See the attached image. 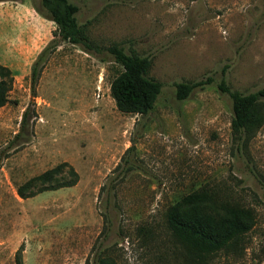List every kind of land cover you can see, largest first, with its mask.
<instances>
[{"label": "rangeland", "instance_id": "1", "mask_svg": "<svg viewBox=\"0 0 264 264\" xmlns=\"http://www.w3.org/2000/svg\"><path fill=\"white\" fill-rule=\"evenodd\" d=\"M70 1L99 51L62 42L35 83L31 65L55 24L35 11L39 0L0 1V63L14 75L0 108V264H90L96 250L115 264H172L166 209L203 188L257 214L243 250L209 264H264V125L240 146L220 88H264V0ZM114 43L149 56L163 83L145 115L120 112L110 95L122 70L106 51ZM199 80L176 98L177 83ZM62 162L74 186L17 194Z\"/></svg>", "mask_w": 264, "mask_h": 264}, {"label": "trees", "instance_id": "2", "mask_svg": "<svg viewBox=\"0 0 264 264\" xmlns=\"http://www.w3.org/2000/svg\"><path fill=\"white\" fill-rule=\"evenodd\" d=\"M34 9L43 19L53 21L55 29L54 38L37 54L31 65L32 82H36L48 54L55 52L62 42L78 45L89 52L99 51V45L87 33L86 23L80 24L76 17L78 6L70 0H39ZM106 51H109L113 61L122 68L110 82L109 88L117 109L123 113L147 114L163 88L162 82L149 75L151 58L140 56L135 51L127 52L117 43L109 45ZM13 82V71L9 66L0 63V108L8 102ZM205 84L201 80L179 82L175 91L176 98L185 99L193 90L203 88ZM220 88L231 99L232 135L240 146L245 147L264 125V88L249 93L233 91L225 79L221 80ZM23 115L21 130L27 118L26 112ZM19 136L20 132L15 134L14 139ZM64 173L66 176L56 179ZM78 180V174L73 167L62 162L31 177L18 185L16 190L21 198H27L46 189L72 187ZM37 186L39 187L35 190ZM164 218L172 242L177 248L172 251V264H209L221 251L234 254L243 250L245 236L255 225L257 214L249 206L203 188L175 199L167 207ZM138 231L146 235L150 234L151 229L144 226ZM90 264H115V260L103 250H96Z\"/></svg>", "mask_w": 264, "mask_h": 264}]
</instances>
